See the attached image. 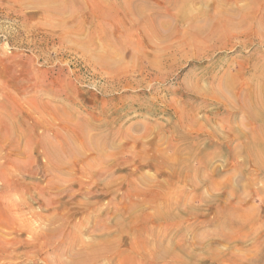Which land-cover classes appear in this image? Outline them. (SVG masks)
<instances>
[{
    "label": "rangeland",
    "instance_id": "rangeland-1",
    "mask_svg": "<svg viewBox=\"0 0 264 264\" xmlns=\"http://www.w3.org/2000/svg\"><path fill=\"white\" fill-rule=\"evenodd\" d=\"M72 1L0 0V264H264V5Z\"/></svg>",
    "mask_w": 264,
    "mask_h": 264
},
{
    "label": "bare ground",
    "instance_id": "bare-ground-1",
    "mask_svg": "<svg viewBox=\"0 0 264 264\" xmlns=\"http://www.w3.org/2000/svg\"><path fill=\"white\" fill-rule=\"evenodd\" d=\"M72 1V0H71ZM146 2H148L149 0H145ZM164 1V4L165 5H167V6H170V7H172V8H176V9H181V8H183V7H186V5H187V3L188 2H194L195 0H163ZM73 2V1H72ZM137 0H130V1H128L127 2V7H128V11H129V13L130 14H132V15H136V14H138V15H140V13H141V10H140V8H139V6H138V4H137ZM239 2V0H236V3H235V5L237 6V3ZM255 2H258V4L260 5V8H262V6L264 5V0H256ZM74 3V2H73ZM135 5V6H134ZM216 7H217V9H220V10H222V12H224V13H228L229 14V11H227L228 9H231V8H227V6H225V1L224 0H220L219 1V3L216 5ZM257 8H259V7H257ZM63 9V8H62ZM62 11V10H61ZM116 11V10H115ZM122 11H124V8H122ZM119 12V11H118ZM117 12V13H118ZM234 12V11H233ZM255 13H256V10H254V9H252V10H250L249 11V14H250V17L251 18H254V17H256V15H255ZM231 14V13H230ZM234 14V13H233ZM233 14H231V15H233ZM205 16V15H204ZM206 17V16H205ZM249 20V18H247L246 17V15H245V17H244V19L243 20H241V22H238V23H232L231 21H229L228 23H226L225 25H224V27H226L227 29H228V31H232L233 30V28L235 27H241V26H243V25H245L246 23H247V21ZM261 21V20H260ZM198 22V21H197ZM196 23V22H195ZM161 24H162V20H161V18L160 19H158V20H154V21H152V25H153V27H154V29H155V31H156V33L159 35L162 31V27H161ZM205 24H206V22H204V23H199V25H195V29H194V33L195 34H199V33H203L204 31H205ZM261 25H262V27H261V29L262 30H264V20H262L261 21ZM162 26H163V24H162ZM221 29V27H216L212 32L214 33H216V32H218L219 30ZM147 33H148V31H146ZM163 35H165L164 33H162ZM191 34H192V32H191ZM66 37V36H65ZM219 88H220V86H219ZM257 95V94H256ZM238 96H240V95H238ZM260 96V95H259ZM264 97V96H263ZM262 97V98H263ZM256 98H257V96H256ZM260 98V97H259ZM247 99V98H246ZM263 100V99H262ZM259 102L260 103H262L260 100H259ZM264 103V102H263ZM261 106H263L262 104H261ZM258 108H259V105H258ZM264 107H262V109H263ZM258 110V111H256L255 113H254V116H252L254 119H256V120H259V121H264V109L263 110ZM249 111H251V109L249 110ZM248 112V111H247ZM247 112H246V114H247ZM251 117V116H250ZM251 117V118H252ZM249 118V117H248ZM253 120V119H252ZM261 125V124H260ZM259 129V128H258ZM261 129V128H260ZM259 129V130H260ZM264 129V128H263ZM263 129H261V130H263ZM255 130V129H254ZM256 131H258V130H256ZM242 132V131H241ZM260 132V131H259ZM258 132V133H259ZM258 133H256V135L258 134ZM263 133H264V131H263ZM245 134V133H244ZM261 134V133H260ZM260 134H259V136H260ZM242 136V135H241ZM258 136V138H261L262 137V135H261V137H259ZM245 137H246V139H247V136L245 135ZM257 138V137H256ZM263 139H260V141L259 140H254V141H246V142H249L248 144H250L251 145V157L253 158V160L256 162V165H258L257 167L261 170V171H263L264 172V157H259V155H258V153L259 152H262L263 150H261V147L263 146V144H264V136L262 137ZM244 139V138H243ZM250 140V139H249ZM263 143V144H262ZM244 145V144H243ZM246 148V147H245ZM264 149V148H263ZM260 150V151H259ZM259 151V152H258ZM247 152H249V151H247ZM249 152V153H250ZM248 153V154H249ZM264 153V152H263ZM260 155H262L261 153H260ZM248 156H250V155H248ZM264 156V155H263ZM251 158V159H252ZM260 167H263V168H260ZM218 174V173H217ZM236 214V213H235ZM222 222V221H221ZM231 223H232V221H230ZM223 225H225L224 223H222ZM234 225V224H233ZM238 225H239V223H238ZM221 226V225H220ZM227 226V225H226ZM235 226V225H234ZM236 226H237V224H236ZM224 227V226H223ZM258 262H260V260L258 261Z\"/></svg>",
    "mask_w": 264,
    "mask_h": 264
}]
</instances>
